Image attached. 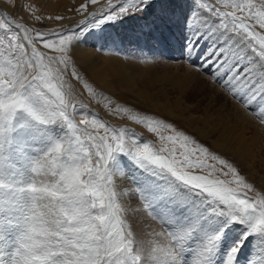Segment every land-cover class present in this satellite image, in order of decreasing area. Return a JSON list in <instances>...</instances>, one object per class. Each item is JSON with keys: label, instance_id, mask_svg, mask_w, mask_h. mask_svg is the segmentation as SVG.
Instances as JSON below:
<instances>
[{"label": "snow or ice", "instance_id": "snow-or-ice-1", "mask_svg": "<svg viewBox=\"0 0 264 264\" xmlns=\"http://www.w3.org/2000/svg\"><path fill=\"white\" fill-rule=\"evenodd\" d=\"M98 2L52 28L35 25L66 17L30 4L31 25L0 14V264H241L249 241L244 264H264V187L173 122L109 97L76 64L92 29L153 7L107 0L89 11ZM192 2L171 62L264 128V0ZM101 100L140 130L100 116L90 105Z\"/></svg>", "mask_w": 264, "mask_h": 264}, {"label": "rangeland", "instance_id": "rangeland-1", "mask_svg": "<svg viewBox=\"0 0 264 264\" xmlns=\"http://www.w3.org/2000/svg\"><path fill=\"white\" fill-rule=\"evenodd\" d=\"M59 1L12 0V3H9V0H0V14L6 13L14 19L23 20V22L31 25L33 24V20L23 8L24 4H30L35 6V13L37 15L55 16L64 14L63 16L68 17L60 22L45 20L43 24H36L35 26L37 28H52L57 27L59 24L72 25L79 23L82 17L74 11L69 12V9H75L84 0H63V5ZM42 3L43 5H41ZM101 6H107V0H99L96 5H90L89 11L98 12ZM48 9L50 11H46ZM59 9H62L60 11L61 14L58 11ZM192 9V0H153V7L144 15L127 16L122 20L101 25L100 28L92 29L90 34H86L87 39L82 40L80 44L89 47L90 51L92 49H106L113 52L115 54L114 56L120 57L124 64V68L121 71L124 80H129V77L133 78L129 81V85H122L123 89L119 90L117 88V78L113 76L114 74L110 75L108 73L109 75L107 74V76L98 79V82L96 77H90L92 73L87 69L86 63L80 59L82 56H74V59L76 58V64L86 74L87 78L107 93L109 97L115 98V100L124 102L136 109L155 113L173 122L177 127L195 135L212 150L224 154L227 158L234 161L227 152L230 149V144L226 143V139L222 137L224 134L226 135L227 130L225 127L229 126L233 130L234 128L241 129V126L245 125L247 123L246 119H248V121L256 126V129L255 133L245 132V135L254 137L253 140H250L254 141L258 146H264V128L256 121H253L254 119L248 116L243 110L244 115L247 116L244 117V121H241L240 114L243 113L241 111H235L239 106L227 99L219 85L211 83L202 73H196L187 66L181 67L179 64L171 62L180 57L181 43L186 38L184 22ZM162 17L164 18L163 22L161 20ZM141 36L148 37L149 39L153 37L152 44L155 45V50L146 48L145 45L148 46L150 44L145 43L141 39ZM141 55L159 57L163 60H159L156 63H140L137 57ZM110 82L114 84L113 89H110L108 85ZM172 87L174 90H172ZM177 87L181 89L179 90ZM172 95L178 97L176 102H174ZM198 98L201 99L199 100ZM106 102V100H101L100 104L92 102L90 106L100 116L112 123H128L130 126L137 127L138 131L140 130L138 126L131 124L129 121L117 120L110 116L103 109V104ZM234 112L238 115L236 119L238 123L235 122ZM232 134L234 135L233 132ZM145 135L148 134L145 133ZM216 137L218 141H214ZM234 162L239 166L238 162ZM241 170L242 174L249 179L243 169ZM250 181L256 184L255 181ZM236 231L238 230H234V234ZM252 247L253 244L249 241L242 249L241 264H244Z\"/></svg>", "mask_w": 264, "mask_h": 264}, {"label": "bare ground", "instance_id": "bare-ground-1", "mask_svg": "<svg viewBox=\"0 0 264 264\" xmlns=\"http://www.w3.org/2000/svg\"><path fill=\"white\" fill-rule=\"evenodd\" d=\"M62 1L63 0H60L59 2H61V4L63 5L64 3H62ZM41 5H43V3ZM49 6H51V5L49 4ZM56 6H57V4H56ZM49 9L46 10V11H50ZM61 10L62 9H59L58 11L60 12ZM64 10H65V7H64ZM60 14H61V12H60ZM150 38L151 39H149L148 37H145V36H141V39L144 40L145 43H149L150 44L148 46L145 45V47L149 48L151 50H155V45L152 44L153 43V37H150ZM77 55L78 56L79 55L82 56L80 59L86 63L87 69H89L91 71L92 75H90V77H92V78L96 77V79L98 80V79H101L104 76H107L108 73H110V75L114 74L113 76H116V78H117L116 86H117V88L119 90L123 89L122 85L123 86L129 85V81H131L133 79L132 77H129V80L128 79L124 80V76H122V73H121L122 69L124 68V64H123L122 60L120 59V57L114 56L115 54L113 52H110V51H108L106 49H104L103 51H101L100 49L99 50H93L92 49V51H90L89 47H87L84 44H80L79 47L74 52V56H77ZM93 72H94L95 75L93 74ZM124 72H125V70H124ZM186 77H187V74H186ZM186 77H185V79H188ZM193 77H195V76H193ZM188 81H189V79H188ZM98 82H99V80H98ZM182 82H183V79H182ZM177 83H178V81H177ZM108 85H109L110 89L114 86V84L112 82H110ZM170 89H171V87H170ZM178 89L180 90L181 88H178ZM172 90H174L173 87H172ZM170 92H172V91L170 90ZM175 95H177V94L175 93ZM172 98L174 99V102H176V100L178 99V97H174V96ZM204 106H205V104H204ZM209 106H211V105L209 104ZM235 111H241L243 113V114H240V119H241V121H244L245 120L244 117L247 116V115H244V112L239 107H237L235 109ZM234 114H235V122L238 123V121L236 120L238 115L235 112H234ZM246 120H247V123L245 125L241 126V129L234 128V130H233L231 127L226 126L225 127L226 130H227L226 131V135L224 134V136H222V137H224L226 139L225 140L226 143L230 144V149H229V151H227L229 153L228 155H230L234 159V161L238 162L239 167L241 169H243V171L246 173V175L249 177L250 180L255 181L257 186L264 187V146L263 145H260V146L256 145L254 143V141L250 140V139L253 140L254 137H248V136L245 135V132L255 133V129H256V126H254V124L252 122L248 121V119H246ZM253 121H255V120H253ZM214 128H216V127H214ZM232 132L234 133V135L232 134ZM215 136H217V135H215ZM214 141H218V138L216 137V140H214Z\"/></svg>", "mask_w": 264, "mask_h": 264}]
</instances>
